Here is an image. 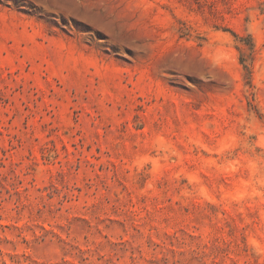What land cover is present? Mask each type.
Instances as JSON below:
<instances>
[{"label":"rangeland","instance_id":"1","mask_svg":"<svg viewBox=\"0 0 264 264\" xmlns=\"http://www.w3.org/2000/svg\"><path fill=\"white\" fill-rule=\"evenodd\" d=\"M0 264H264V0H0Z\"/></svg>","mask_w":264,"mask_h":264}]
</instances>
